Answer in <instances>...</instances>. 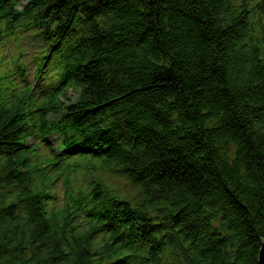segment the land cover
Instances as JSON below:
<instances>
[{"label": "trees", "instance_id": "16d2710c", "mask_svg": "<svg viewBox=\"0 0 264 264\" xmlns=\"http://www.w3.org/2000/svg\"><path fill=\"white\" fill-rule=\"evenodd\" d=\"M263 7L0 0V264H258ZM29 30L47 45L35 74L59 72L75 103L19 88L21 55L2 45ZM90 168L124 182L119 195L81 187Z\"/></svg>", "mask_w": 264, "mask_h": 264}, {"label": "water", "instance_id": "95a60500", "mask_svg": "<svg viewBox=\"0 0 264 264\" xmlns=\"http://www.w3.org/2000/svg\"><path fill=\"white\" fill-rule=\"evenodd\" d=\"M258 264H264V242L261 244V247L258 253Z\"/></svg>", "mask_w": 264, "mask_h": 264}, {"label": "bare ground", "instance_id": "6f19581e", "mask_svg": "<svg viewBox=\"0 0 264 264\" xmlns=\"http://www.w3.org/2000/svg\"><path fill=\"white\" fill-rule=\"evenodd\" d=\"M54 27H55V29L57 28L56 25H54L53 28H54ZM52 32H53V31H52ZM37 169H39V168H37ZM109 224H110L111 227L114 225V224H112V223H110V222H109Z\"/></svg>", "mask_w": 264, "mask_h": 264}, {"label": "rangeland", "instance_id": "374dc122", "mask_svg": "<svg viewBox=\"0 0 264 264\" xmlns=\"http://www.w3.org/2000/svg\"><path fill=\"white\" fill-rule=\"evenodd\" d=\"M72 92V91H71Z\"/></svg>", "mask_w": 264, "mask_h": 264}]
</instances>
